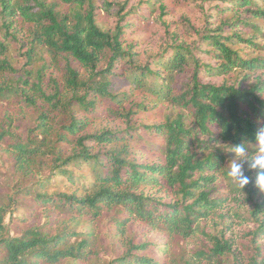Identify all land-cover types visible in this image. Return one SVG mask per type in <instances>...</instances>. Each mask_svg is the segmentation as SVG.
<instances>
[{"label": "trees", "instance_id": "obj_1", "mask_svg": "<svg viewBox=\"0 0 264 264\" xmlns=\"http://www.w3.org/2000/svg\"><path fill=\"white\" fill-rule=\"evenodd\" d=\"M214 1L206 22L217 26L206 24L205 54L197 56L177 35L157 54L126 39L134 20L147 18L144 0H0V102L7 107L0 146L12 170L34 179L21 193L53 221L67 217L53 232L33 225L10 236L5 218L15 202L6 196L0 264H85L97 252L77 227L109 213L120 232L142 223L180 240L200 233L204 241L169 263L142 253L152 244L144 242L106 264H264L263 220L246 233L252 256L202 224L222 216L221 174L231 189L253 190L230 182L229 150L251 142L264 123V0ZM102 10H113L111 27L98 24ZM236 71L246 83L260 74L245 86L206 80ZM165 104L174 112L163 122L142 119ZM32 115L26 129L16 124ZM112 118L123 127L92 129ZM247 202L258 221L264 198Z\"/></svg>", "mask_w": 264, "mask_h": 264}, {"label": "rangeland", "instance_id": "obj_2", "mask_svg": "<svg viewBox=\"0 0 264 264\" xmlns=\"http://www.w3.org/2000/svg\"><path fill=\"white\" fill-rule=\"evenodd\" d=\"M139 1L126 0L129 5L138 3ZM144 1L146 2L140 3V6L146 7L147 18L144 20L135 19V30H132L130 34L126 35V39L133 42L136 49H140L143 54H157L171 43V35H177L178 40L190 47L197 56H204L205 53L203 54L201 51V49L205 48L203 45V36L208 28H215L217 26L216 23L206 22V17L214 11V0ZM160 5H164L165 7L162 17L158 16ZM59 6L62 7L61 3H59ZM114 19L113 10H102L98 18V24L102 28H108L111 27ZM206 24H209L208 28H206ZM222 33L223 35H228L227 32ZM261 54L264 55V50ZM21 61V58H19L18 63L21 64ZM59 72L60 74L62 73L60 70ZM259 74V72L252 74L247 81L248 83L242 80L243 74L237 71L231 75L207 77L206 80L212 81L215 84L236 83L245 86L254 82L255 76ZM262 76L264 78V74ZM6 110V105L0 102V122L4 120L5 114L7 113ZM173 112L174 110L169 105H159L158 108L152 109L144 114L142 119L147 123H159L163 122L165 115L168 113L172 115ZM9 115L14 117L13 114ZM33 119L34 115L30 116V118L24 117L18 122L16 120V124L20 125L21 129H26L28 126H31ZM122 127L123 124L117 118H112L108 121L95 120L92 125V129ZM244 167L246 175L249 176V183L245 187L253 190L250 194H245L244 190L242 192L233 190L229 186V179L221 174L216 185H219V192L224 193L226 196L222 201L221 207L218 209L222 213L221 218H224V220L217 215H213L204 220L205 222H202V224H204L205 231L209 233L220 235L223 232L238 251L240 249L243 254L252 256L255 254V250L252 248L246 233L258 226L259 221H264V208L262 209L263 215H260L258 217L259 220L256 221L254 217L250 216L254 206L247 201L263 200L264 192H261L256 186L255 177L257 171H248L247 163H245ZM42 171H46V169ZM33 180V178L24 179L12 170L11 161L2 149V146H0V203L3 202L6 196H12L15 202L11 203L13 210L5 218L10 236H19L23 230L33 225L43 226L44 229L53 232L61 227L62 221L64 222L67 219L64 214H60V217L53 221L55 215L47 216L42 208L34 204L32 199L21 193L20 189L32 184ZM158 192L157 195H164L163 191L159 190ZM110 217L111 214L109 213L96 221H83L84 223L77 227V231L82 233V237H88L90 241L95 243L94 249L97 252L85 264H106L108 261L126 254L131 248V245H138L144 242H151L152 244L150 250L143 251L142 253L156 259L166 260L169 263L172 258L176 259L180 254H184L186 257L191 256L192 251L196 247L199 248L202 246L201 242L204 241V237L200 233L195 234L192 238L180 240L176 236H166L164 233H160L142 223L128 224L120 232L111 222ZM89 232L92 234L85 235V233ZM260 249L264 254V242L262 241L260 243ZM72 263V261H63L59 264Z\"/></svg>", "mask_w": 264, "mask_h": 264}, {"label": "clouds", "instance_id": "obj_3", "mask_svg": "<svg viewBox=\"0 0 264 264\" xmlns=\"http://www.w3.org/2000/svg\"><path fill=\"white\" fill-rule=\"evenodd\" d=\"M247 145L253 146L249 152ZM233 157L228 160V177L241 189L249 183V176L245 174V163L248 171H257L255 183L264 192V123L253 134L251 142H242L230 147Z\"/></svg>", "mask_w": 264, "mask_h": 264}]
</instances>
